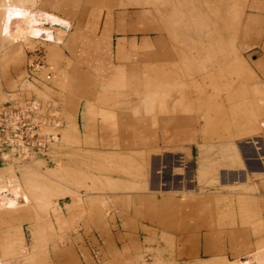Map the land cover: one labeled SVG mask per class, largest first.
<instances>
[{
	"label": "rangeland",
	"instance_id": "obj_1",
	"mask_svg": "<svg viewBox=\"0 0 264 264\" xmlns=\"http://www.w3.org/2000/svg\"><path fill=\"white\" fill-rule=\"evenodd\" d=\"M29 1L28 7L41 10L37 0ZM248 5L249 0H97L103 9L150 10L141 21L153 27L148 30L160 43L154 38L142 44L133 52L143 62L138 71L119 70L105 88L72 62L68 88L24 83L40 99L60 102L67 124L54 163L0 168V182L9 190L19 186L29 198L14 209L0 205V264H264V174L252 175L254 166L243 156L251 142L264 143V87L251 68L253 55L264 54V18L248 20L249 13L264 14V6ZM70 29L62 33L63 44ZM27 44L0 39V104L25 78ZM84 89L95 106L79 114ZM169 116L192 118L189 128L178 124L170 135L178 143L191 136L198 146L189 163L176 151L174 167L183 168L176 173L194 176V187L197 162L209 164L199 181L202 190L190 195L184 184L186 193L169 217L175 223L168 231L186 238L116 241L104 195L121 190L112 178L135 181L154 174L153 152L143 148L157 138L158 120ZM222 156L237 157L240 165L234 167L243 170L229 172L224 185L220 171L233 167L216 164L213 158ZM172 181L181 187L180 176Z\"/></svg>",
	"mask_w": 264,
	"mask_h": 264
},
{
	"label": "crops",
	"instance_id": "obj_2",
	"mask_svg": "<svg viewBox=\"0 0 264 264\" xmlns=\"http://www.w3.org/2000/svg\"><path fill=\"white\" fill-rule=\"evenodd\" d=\"M111 2L114 3V1ZM37 4L38 9L68 20L71 23V29L65 44L32 41L24 46L25 49H28L26 53L27 63L23 74L25 78L22 80V76L20 77L18 86L30 75H35L37 77L36 84H32L35 88L49 87L52 83L68 88L73 77H71L70 71L66 69L69 68L68 63L72 62L74 64L73 69L78 68V72L94 74V76H89V80L91 79V82L105 88L115 80L119 70L133 74V71L137 70L139 61L142 62L141 58L137 61L134 59L137 55L133 52L138 50L142 44H149L150 40L154 38L157 40V35L153 36L154 33L148 30L153 27H146L141 21V18L146 15V11L150 12V10L138 11L131 7L103 9L97 6V0H37ZM258 5L264 6V0H249L248 7L250 9L256 10ZM256 17L264 18V14H258L257 11L248 14V20ZM139 40L142 41L141 44ZM158 42L160 43V41ZM120 44L123 46L122 50H119ZM159 51L161 50L158 49L156 52ZM66 52H69L70 55L67 56ZM56 55H60L62 58L66 56L68 59L71 57L74 60L54 61ZM151 55H145L144 58ZM253 63L251 65L252 71L264 87V54L253 55ZM74 72L72 71V74ZM79 82V85L83 84L81 79ZM84 84L86 83L84 82ZM12 90L15 89H8L7 95ZM34 92L31 90L30 94L35 95ZM83 93L82 98L86 102L84 105L83 103L78 105L79 114L90 111L95 106L92 94L85 89ZM81 94L82 92L79 91L78 95L81 96ZM158 124V127L153 130V133L157 134V140L153 141V145L148 144L149 146L143 148L145 154L147 151L153 152L151 157L153 158L154 174L143 179L138 178L135 181L112 178L121 190L106 192L104 195L109 206L108 222L110 228L116 229L113 234L116 241H120V238L126 240L138 236L143 238L145 242L155 239L162 240L169 236L180 239L186 238L185 236L178 237V234L175 235L168 231L172 227L173 223L171 224V222L174 221L175 223V219L170 220L169 217L176 215L175 204L182 200L183 192L186 193L184 184L188 183L192 188L188 189L189 194L195 193L198 187L202 190L199 181L204 180L209 164L203 162V158L197 162L200 163L195 175L197 185L194 182V187L191 186L193 183L191 179H194V176L184 177L185 174L176 173V169L183 170V168H181L182 166L174 167V162L176 154L179 152L183 156L184 163H189L193 159L194 147L198 148V146L193 143L191 136L183 137L184 142L178 143L176 137L172 138L170 133L176 131L178 124L189 128V125L193 124L192 118L169 116L160 118ZM166 134L169 136H164ZM251 143L250 146L243 149L244 160L253 164L254 167L250 169L252 175H263L264 143L258 142V140ZM200 146L203 147V145ZM142 151L140 150V152ZM213 160L216 164L233 167L221 169L222 185L227 183L226 175L229 172L236 174L243 171L234 167L240 165V160L237 157L233 161L227 160L223 156L213 158ZM38 161L47 164L45 160H37L36 162ZM149 164V161L145 162V165ZM167 175H169V179ZM177 175L182 179V185L179 189L173 187L172 181ZM212 177H208L207 180H211ZM184 179L187 180L185 183ZM254 197L256 198V194ZM81 236L83 237V234ZM195 238L197 240L198 236Z\"/></svg>",
	"mask_w": 264,
	"mask_h": 264
},
{
	"label": "built area",
	"instance_id": "obj_3",
	"mask_svg": "<svg viewBox=\"0 0 264 264\" xmlns=\"http://www.w3.org/2000/svg\"><path fill=\"white\" fill-rule=\"evenodd\" d=\"M36 78L30 75L0 104V168L58 159L67 121L60 102L30 94L24 83L35 85Z\"/></svg>",
	"mask_w": 264,
	"mask_h": 264
},
{
	"label": "bare ground",
	"instance_id": "obj_4",
	"mask_svg": "<svg viewBox=\"0 0 264 264\" xmlns=\"http://www.w3.org/2000/svg\"><path fill=\"white\" fill-rule=\"evenodd\" d=\"M28 1L0 0V39L12 42V44H27L31 41L63 44L65 35L63 36L62 33H68L71 23L56 14L28 7L26 5ZM6 186L0 182V205L2 208L5 206L6 209H14L21 205L19 204L20 199L29 202L27 195L21 194L19 186L13 190H9Z\"/></svg>",
	"mask_w": 264,
	"mask_h": 264
}]
</instances>
